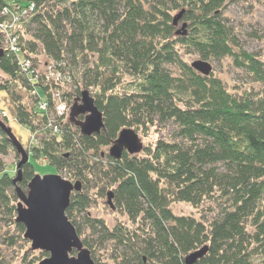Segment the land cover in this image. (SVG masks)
<instances>
[{
    "label": "trees",
    "instance_id": "1",
    "mask_svg": "<svg viewBox=\"0 0 264 264\" xmlns=\"http://www.w3.org/2000/svg\"><path fill=\"white\" fill-rule=\"evenodd\" d=\"M27 1L35 11L12 32L38 79L5 48L0 31V89L11 97L17 122L41 132L29 153L80 181L65 213L94 264H101L97 252L107 243L102 264H184V256L202 245L207 250L193 264H264V61L233 48L221 18L226 0H0V9ZM181 7L186 34L172 22V11ZM191 50L202 59L230 56L261 83L259 91H228L212 72L200 73L183 59ZM39 55L67 79L50 80ZM81 87L89 90L104 127L85 135L68 116L52 115L59 133L51 132L37 100L45 97L52 111L54 89L69 105ZM167 122L171 131L143 142L138 152L123 150L115 158L105 151L124 126L145 135ZM8 148L19 155L0 126V152ZM19 170L16 183L0 173V215L22 232L14 217L16 186L25 190L33 175L29 158ZM108 190L129 223L108 226L88 212ZM179 201L200 209L207 201L214 211L209 218L177 213L171 204ZM12 242L10 235L1 237L0 257L2 244ZM45 255L36 249L22 264Z\"/></svg>",
    "mask_w": 264,
    "mask_h": 264
},
{
    "label": "water",
    "instance_id": "2",
    "mask_svg": "<svg viewBox=\"0 0 264 264\" xmlns=\"http://www.w3.org/2000/svg\"><path fill=\"white\" fill-rule=\"evenodd\" d=\"M182 11L180 10L172 16L173 24L177 23ZM185 25L186 23L182 22L176 32L185 33ZM190 65L203 74H207L211 70L210 63L202 58L193 59ZM80 113L83 114V118H76ZM68 117L85 135L99 132L104 127L102 113L95 105L87 88L81 89L79 96L69 106ZM0 126L20 155L16 162V175L12 177V181L16 183L20 178L21 163L28 160V150L16 138L11 127L1 119ZM141 147L142 141L138 133L132 127L124 126L112 140L107 153L118 158L123 150L135 153ZM80 188L79 180L71 181L59 173L43 175L34 173L27 182L26 191L16 186L18 200L15 204V220L23 224V236L30 240V247L47 252V255L34 264H94L89 249L83 245L73 223L65 213L71 191ZM111 196L112 190H108L106 201L110 207H113ZM73 250L75 252L71 253ZM206 250L207 246L202 245L190 251L184 256V264H193Z\"/></svg>",
    "mask_w": 264,
    "mask_h": 264
},
{
    "label": "rangeland",
    "instance_id": "3",
    "mask_svg": "<svg viewBox=\"0 0 264 264\" xmlns=\"http://www.w3.org/2000/svg\"><path fill=\"white\" fill-rule=\"evenodd\" d=\"M180 10H184V7L173 10L172 16ZM221 18L222 22L230 31L229 33L234 40V43H232L233 48L236 50L243 49L247 52L254 53L259 59L264 61V0H226V4L221 12ZM183 21L186 20L181 16L175 24V30L180 27ZM185 29L186 31L188 30L187 24L185 26ZM182 54L183 59L188 63H190L193 59L200 58L197 52H195L194 50ZM39 59L41 60L39 66L41 67V69H44V65L42 62L44 60V56L39 55ZM205 59L211 65V70L209 72H212L214 75L219 77L224 87L228 91L235 93H241L243 91L256 93L257 91H259L261 83L254 81L251 74L243 67L236 65L230 56L224 55L220 57H210ZM71 86L73 87L72 83L67 84L68 89H71ZM82 88L84 87H81V89ZM5 98L7 99L6 102L8 105H10V107L4 105V103H6L4 101ZM73 101L74 99L72 100V102ZM72 102L68 105V109ZM0 107H2L0 108V117H4L3 120L9 126L10 124L13 125V123H10L9 121H12L13 118H15L14 104L9 94H7L4 89H0ZM172 126L173 125L171 122H167L165 126L163 125L150 127L148 134L145 135H142L137 131L136 132L138 133L142 143H148L154 141L155 137L157 136L167 135L171 131ZM24 128L27 134L26 138L24 137L23 133H18L16 130L13 131V133L15 132L14 134L16 138L21 142L23 147L28 150V158L33 166V174L35 173L43 175L47 173H59L62 177L69 179L68 173L65 171V169L58 170L53 164L49 163L44 158H34L33 155L29 153L30 146L33 142L38 141V137L41 135V132L37 131L33 133L26 127ZM108 147L105 148L106 152L108 150ZM19 157L20 155L16 156L13 150L9 148L4 153L0 152V173L2 171H7L12 176H15L17 171L16 162L18 161ZM26 190L27 187L23 191ZM106 199V195L94 198L91 202V205L88 207V212L92 216L102 218L108 226H111L116 220H120L124 223H129L126 216L119 212L114 206L110 207ZM171 205L173 210L177 213L193 214L196 217H199L202 213H204L202 215H204V217L206 216V218H209L210 216H212V212L214 211L208 209L209 202L207 201H205L203 204L204 209H200L201 207H192L189 203L181 201L173 202ZM212 207L214 209V206ZM1 215L0 239L2 236L4 237V234L5 236L10 235L11 237H13V242L11 244H2L3 254L0 257V264H22V258L31 256L33 251H36V249L38 248L32 249L30 247V240L23 236L24 228L22 232H20L16 229L13 223H10L9 220H5L4 212H2ZM81 219L82 218L80 213L77 217V220L80 222ZM81 230L83 235L88 233V230L85 229L84 226H81ZM107 247L108 243L106 248ZM106 248H99L97 252L98 257L101 260V264L106 260Z\"/></svg>",
    "mask_w": 264,
    "mask_h": 264
},
{
    "label": "built area",
    "instance_id": "4",
    "mask_svg": "<svg viewBox=\"0 0 264 264\" xmlns=\"http://www.w3.org/2000/svg\"><path fill=\"white\" fill-rule=\"evenodd\" d=\"M35 7L33 1H27L15 6L4 5L0 9V31L5 35V48L18 55L19 65L33 80L38 79V69L34 67L30 57L22 56L20 45L17 42L18 36L11 30L16 24L29 17L35 11ZM44 73L50 80L57 83L67 79L65 71L57 67L54 62L44 63ZM52 96L55 100L52 111L49 109L48 100L45 97H40L37 100V107L40 113L46 116V126L50 127L51 132L59 133V124L52 115L56 117L68 116V104L58 88L52 91Z\"/></svg>",
    "mask_w": 264,
    "mask_h": 264
},
{
    "label": "crops",
    "instance_id": "5",
    "mask_svg": "<svg viewBox=\"0 0 264 264\" xmlns=\"http://www.w3.org/2000/svg\"><path fill=\"white\" fill-rule=\"evenodd\" d=\"M4 101L6 102L7 101V99L5 98L4 99ZM4 105H7V106H9L10 107V105H8L7 104V102L6 103H4ZM0 108H2V107H0ZM10 123H16L17 122V120H16V117L15 118H13V120L11 121H9ZM14 123V127H15V129H16V131L18 132V133H23L24 134V137L26 138L27 137V134H26V130H25V128L21 125V124H19L18 122L15 124ZM12 126V125H11ZM20 135V134H19Z\"/></svg>",
    "mask_w": 264,
    "mask_h": 264
},
{
    "label": "bare ground",
    "instance_id": "6",
    "mask_svg": "<svg viewBox=\"0 0 264 264\" xmlns=\"http://www.w3.org/2000/svg\"><path fill=\"white\" fill-rule=\"evenodd\" d=\"M13 125H14V123H13ZM11 126V124H10V126H11V128H12V131H15L16 129H15V127L14 126ZM15 133V132H14Z\"/></svg>",
    "mask_w": 264,
    "mask_h": 264
}]
</instances>
